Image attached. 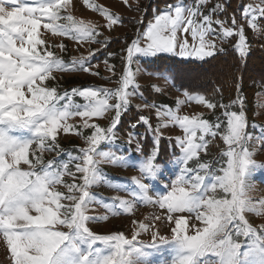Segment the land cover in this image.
<instances>
[{"label": "snow or ice", "instance_id": "1", "mask_svg": "<svg viewBox=\"0 0 264 264\" xmlns=\"http://www.w3.org/2000/svg\"><path fill=\"white\" fill-rule=\"evenodd\" d=\"M207 2L197 0L195 8L167 5L142 31L137 29L136 38L121 50L123 68L118 87L83 86L61 93L57 86L48 84L56 79L53 73L83 71L99 75L87 66L99 49L65 61L45 46L41 27L77 42L102 43L105 49L111 38L97 40L102 33L95 24L69 14L71 0H0V239L11 264H154L151 257L164 246L169 259L159 264H264V224L254 227L246 215H264V198L249 195L250 178L256 169H264V164L253 158L264 151V136L250 146L253 137L246 130L247 116L240 97L225 104L185 91V99L178 97L175 108L136 105L137 109L156 110L155 128L144 115L131 124L133 129L140 124L147 126L153 133L152 148L145 152L141 140L135 138V157L101 150L102 144L116 139L121 115L131 107L129 97L139 94L143 98L136 83L140 68L133 70L134 62L168 55L203 61L224 51L208 39L211 35L236 37L234 50L241 59L247 56L245 24H240L233 13L230 26L225 27L229 21L213 18L225 11L224 6L217 4L205 14L201 7ZM123 3L127 5L128 0ZM84 4L106 19L109 30L122 22L103 5L91 0H84ZM241 12L249 30L264 31L259 23L264 20V0L255 6H242ZM178 33L187 35L178 39ZM56 47L66 51L63 43ZM105 64L115 75V66L107 61ZM164 78L167 81L169 76L165 74ZM75 97L83 103H77ZM112 100L115 103H110ZM192 101L209 110L220 108L221 116L211 121L203 113L179 114L180 106ZM238 102V110H232ZM110 110L115 115L107 127L89 122ZM74 117L82 123H68ZM169 126L182 130L183 135L174 138L180 154L171 161H161L160 129ZM81 129L91 132L85 136ZM61 132L83 136L86 147L76 149L78 155L69 154V162L46 161L45 151L58 155L64 151L57 142ZM128 135L130 149L134 134ZM217 137L224 145L218 159L205 160L203 156L209 154V145ZM70 162H74V170L69 168ZM101 163L138 168L139 176L130 180L110 177L99 167ZM217 163L219 168L215 167ZM65 176L71 177V182ZM101 182L129 192L131 199L89 191ZM93 204H101L111 215H131L137 204L153 205L161 214L146 217L149 223L133 220L130 237L124 232L101 234L90 225L107 221L109 215H91ZM161 221L170 235H161L157 227ZM146 232L151 234V243L138 239ZM234 236L245 237L246 243Z\"/></svg>", "mask_w": 264, "mask_h": 264}, {"label": "rangeland", "instance_id": "2", "mask_svg": "<svg viewBox=\"0 0 264 264\" xmlns=\"http://www.w3.org/2000/svg\"><path fill=\"white\" fill-rule=\"evenodd\" d=\"M91 2L103 5L109 10L117 15H119L122 18V22H119L112 26V28L109 30L105 27L107 21L106 19L97 11L88 8L84 4V0H71V4L69 5V8L67 9V12L71 14L76 19H83L85 22H91L96 25V28L98 32L102 33V35L97 36L96 39L103 42L105 38L110 37L111 43H108L107 48L102 47V43H95L91 41L87 42H77L74 39H71L69 37L60 36V35H54L49 31H46L41 27L40 33L41 39H44L46 41L47 47L50 48V50L56 52L57 55L61 56L65 61H69L72 57H78L80 55L87 56L89 52H91L93 49H99V51L96 52L94 57L91 59L90 63L87 65L92 69L93 72H98L99 75H92L90 73H84L83 71H63V72H55L53 75L56 77V79L48 81L49 86H57L58 90L63 93L66 90H71L72 88L77 87H83V86H103L106 88H115L118 87V78L122 72L123 64L121 60V50L126 47V45L130 44L132 39L136 38L137 35V29H140L141 31L147 26V23L151 21L154 17V15L158 14L161 10L165 9L167 5H174V4H182L184 7H192L195 8L197 6V1H188V0H178L177 2L173 4H163L161 6H157L155 4H150L149 0H128V4L125 5L123 3V0H91ZM261 0H248L245 6L251 4L253 6L260 4ZM219 4L218 2H212L211 0H208V2L201 7V11L207 14L210 9H212L215 5ZM243 5H241L237 11V21L240 24H245L246 21L242 17L241 8ZM220 12H217L214 19L219 18L221 20H226L227 18H224L225 16H219ZM230 19H228L230 23ZM142 21V23H141ZM64 22V21H61ZM230 26V24L226 23L225 27ZM214 28H218V26L213 25ZM182 34L178 33V39L181 38ZM120 39V41L118 40ZM210 40L215 41V46L217 49H224L227 47L234 48V45L236 43V37L228 38V39H221L218 35H211L208 37ZM189 43L191 44V36L188 35ZM60 43H63L66 47V51H61L57 45ZM143 44V41H141ZM219 52V51H217ZM216 52V53H217ZM109 53H113V56H109ZM173 56V55H172ZM177 57V56H175ZM181 58V57H177ZM151 58H144L143 60H148ZM184 59H193V58H184ZM196 60V59H193ZM105 61H107L108 65H114L115 66V75L112 74V72H109L107 70ZM137 67L140 68L139 73L136 76V83L139 86L143 85H150V86H158L160 89L158 92L163 97H168L172 99V101L176 102V99L179 97V99L184 100V92L183 90H178L174 86L172 80L169 78L167 81L164 78L163 73H150L146 71L145 68L142 67L141 62L137 64L136 62L133 63L132 68L135 70ZM106 77H111L110 79H105ZM153 88V87H152ZM138 93L142 94L141 89L139 87ZM143 97V95H142ZM77 103H83L82 99L79 97L74 98ZM131 107H133L140 115H144L150 118V122L153 128L156 127L158 121L155 116V108L152 107H141L140 109H137L136 105H152L148 103L145 98H141V95H133L129 97ZM110 103H115V100L110 101ZM239 104V102L237 103ZM162 105V104H161ZM176 107V105H175ZM172 107V108H175ZM129 110V109H128ZM222 111L215 112L214 115H209L212 113V110H209L204 105H198L194 101L186 103L184 105L180 106L179 114L184 115H195L197 113H203L204 117L214 121L215 116ZM124 112L122 113V115ZM115 115V112L110 110L105 113V116L102 118H94L93 120L89 121L90 123H98L102 127H107L108 124L111 122L112 117ZM121 115V117H122ZM139 116L134 119V121L130 120L128 122V127L126 125L123 127H120L119 124L117 126V129L115 130L116 139L111 144H102L101 150L103 151H112L115 152L118 155L123 156H129L132 155L135 157L136 154V147H135V138H138L141 140V143L143 144L145 142L146 146L148 145L146 140L151 142L146 148L150 150L153 146V133L148 130L146 125H137L135 129L131 127V124L136 123ZM221 116V115H220ZM248 117V116H247ZM121 120V118H120ZM68 123L73 125H79L82 123L81 119L79 117L71 118ZM247 132L251 133L253 140L250 141V146L252 144H257L258 138L261 136H264V90H261L256 93L255 95V110L253 113V117L251 119H247ZM255 124L257 127H253L252 125ZM129 128V130H127ZM123 130V131H120ZM127 130V131H126ZM83 134L89 135L91 130L90 129H81ZM160 132L162 133L161 139L159 140V143L164 140L166 141V145H168L169 148H172L175 152H171L172 158L170 159H161V161L167 160L171 161L173 157L179 156V148L175 144L174 138L176 136H182V130L179 129L176 126H169L167 128H161ZM129 133L134 134V140L133 144L131 145V148H128V138ZM57 142L60 145V149H63V152H60L58 155L55 151H45L43 153L44 159L47 160H55L57 164H60L62 162H69L70 155H78V152L75 151L78 148L86 147V144L84 142L83 136L76 135L73 132H70L69 134H64L61 132V134L57 138ZM134 145V146H133ZM219 147H218V146ZM144 150L145 146L143 145ZM223 142L222 140L217 137L215 141L209 145V154L207 156H203L205 160H217L218 154L220 152V149L223 148ZM258 163L264 164V151H258L256 155L253 157ZM99 159V157H97ZM190 166H194L191 165ZM99 167L103 170V172L107 173L110 177H126L130 178L133 176H139V170L138 168L134 167H119V166H113L109 163H101ZM215 167L219 168L220 164L217 163ZM69 168L71 170H74V162L69 163ZM64 179L68 182H71V177L65 176ZM77 182H79L77 180ZM147 182V181H145ZM167 182V181H163ZM250 184H251V190L249 192V195H251L253 198H264V169H256L255 174L250 178ZM159 187V185H157ZM58 188L61 191H64L65 189L62 188V186H58ZM90 192L93 193H99L104 197H115L120 196L125 199H131V195L127 191H117L114 188L108 187L103 182H101L98 185H95L89 189ZM91 208L94 209V211H91V215H99L103 216L105 214L109 215V218L107 221H98L93 222L90 226L93 228L94 231H97L101 234H107L109 232H124L125 235L131 236L132 229H133V220L137 221H144L145 223H149V220L146 219V217H151L152 215H160L161 210L157 207H154L153 205H143V204H137L134 212L131 215L127 214H121V215H111L110 213H106L105 208L101 204H93L91 205ZM247 219L249 222L254 226L258 227L260 224H264V215L262 216H255L254 214H246ZM157 227L160 230L161 235H170V232L167 228V225L161 221L157 223ZM66 230V229H65ZM234 239L239 240L241 243H246V238L243 236L240 237H233ZM139 240L146 241L148 243H151V234L150 232L141 233V235L138 237ZM169 259V251L167 249V246H164L158 254H154L151 257V260L154 262V264H159L162 260H168ZM0 264H11L10 258L8 256V252L6 249V245L3 242L2 239H0Z\"/></svg>", "mask_w": 264, "mask_h": 264}, {"label": "trees", "instance_id": "3", "mask_svg": "<svg viewBox=\"0 0 264 264\" xmlns=\"http://www.w3.org/2000/svg\"><path fill=\"white\" fill-rule=\"evenodd\" d=\"M150 4L161 6L165 3L173 4L178 0H149ZM197 1V0H188ZM218 2L225 8L219 16H225L227 21L237 11L242 4L245 6L248 0H211ZM264 28V20L259 21ZM230 24V23H228ZM245 35L248 38V54L241 59L238 53L232 47L224 48L223 52H217L214 56L205 60H193L177 58L172 55L161 57L159 59H148L142 61V67L150 73H163L169 76L174 86L178 90L188 91L190 93H200L206 95L213 101H222L225 104L240 97L243 100V108L246 112L247 119L253 117L255 110V95L257 92L264 90V31L256 32L245 27ZM121 39V38H120ZM118 38V40L120 41ZM111 43V41H110ZM239 86V91H237ZM143 97L150 103L168 105L175 107V102L168 97H163L155 92L150 85L140 86ZM217 89L220 91L217 92ZM239 104L233 106L232 110H238ZM222 111L220 108L212 110L213 112ZM219 112L217 116H220ZM139 113L130 107L121 117L119 126L128 127L130 120L134 121ZM215 116V119L216 117ZM129 130V128H127ZM126 130V131H127ZM120 131H123L120 129ZM149 145L151 142L146 140ZM147 145V146H148ZM145 152L148 151L144 142ZM160 159H170L175 152L166 145V141L159 143Z\"/></svg>", "mask_w": 264, "mask_h": 264}]
</instances>
